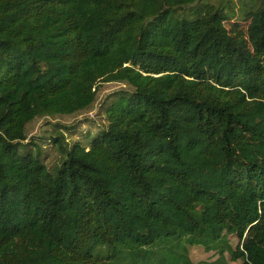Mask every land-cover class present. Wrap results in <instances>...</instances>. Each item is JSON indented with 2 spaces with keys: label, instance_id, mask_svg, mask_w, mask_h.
I'll list each match as a JSON object with an SVG mask.
<instances>
[{
  "label": "trees",
  "instance_id": "trees-1",
  "mask_svg": "<svg viewBox=\"0 0 264 264\" xmlns=\"http://www.w3.org/2000/svg\"><path fill=\"white\" fill-rule=\"evenodd\" d=\"M197 2L0 0V264H205L178 243L239 231L230 260L264 264V0L245 26ZM104 83L105 125L52 136L49 171L28 125Z\"/></svg>",
  "mask_w": 264,
  "mask_h": 264
},
{
  "label": "rangeland",
  "instance_id": "rangeland-1",
  "mask_svg": "<svg viewBox=\"0 0 264 264\" xmlns=\"http://www.w3.org/2000/svg\"><path fill=\"white\" fill-rule=\"evenodd\" d=\"M195 4V7H199L200 4L208 3L213 5H218L222 0H200ZM226 7L232 6L234 10L233 20L238 21L241 26H245V12L250 11L253 7V0H231ZM257 5V3H256ZM190 9L185 10V14L188 13ZM229 23H226V26L229 27ZM121 85L115 83L101 84L98 86L96 101L93 105L86 111L78 112L72 115L64 116H54L48 118H36L27 127L26 133L28 139L32 142L39 145L40 148V158L44 165L48 168L49 171H53L61 162L62 154L57 145L51 142V137L63 134L68 146L74 141L79 140L82 145H87L90 138L98 132L104 125L105 122L98 110L100 104L105 96L110 93L118 90ZM92 113V118L90 117ZM76 126L73 134H69L65 127ZM35 138V139H33ZM39 141H38V140ZM50 140V141H49ZM35 146L28 144L21 151H34ZM240 239V231L235 235H229L225 238L224 243H222L224 252L220 253L218 250L206 251L202 246H191L187 245L183 239L178 243L176 250L181 253V245L187 249L188 259L193 263L204 262L205 264H242V259L236 261H231L230 249H235ZM176 245V244H175ZM159 246L153 247L150 251L154 252L155 259L154 263L160 258L158 250ZM157 264V263H156Z\"/></svg>",
  "mask_w": 264,
  "mask_h": 264
},
{
  "label": "built area",
  "instance_id": "built-area-1",
  "mask_svg": "<svg viewBox=\"0 0 264 264\" xmlns=\"http://www.w3.org/2000/svg\"><path fill=\"white\" fill-rule=\"evenodd\" d=\"M90 117L92 118L93 116H92V113H90Z\"/></svg>",
  "mask_w": 264,
  "mask_h": 264
}]
</instances>
